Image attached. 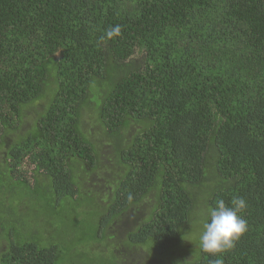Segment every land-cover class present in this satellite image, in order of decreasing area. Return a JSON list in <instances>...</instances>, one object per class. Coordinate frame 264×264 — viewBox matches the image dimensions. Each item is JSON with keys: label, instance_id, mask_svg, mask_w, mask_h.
<instances>
[{"label": "trees", "instance_id": "1", "mask_svg": "<svg viewBox=\"0 0 264 264\" xmlns=\"http://www.w3.org/2000/svg\"><path fill=\"white\" fill-rule=\"evenodd\" d=\"M106 81L101 157L80 112ZM106 158L117 173L89 185ZM0 180L3 201L39 200L41 234L70 240L82 213L95 225L68 251L0 225V264H96L90 242L112 264H264V0H0ZM237 197L247 230L231 249L187 241Z\"/></svg>", "mask_w": 264, "mask_h": 264}, {"label": "rangeland", "instance_id": "2", "mask_svg": "<svg viewBox=\"0 0 264 264\" xmlns=\"http://www.w3.org/2000/svg\"><path fill=\"white\" fill-rule=\"evenodd\" d=\"M111 82L106 81L102 83H97L93 85L92 91H91V98L89 97L88 100V106L84 107L80 112V122H81V129L83 133L87 136L89 140H91L93 143H95V149L100 154L101 157H106L108 155V145H111V142L107 139H104L102 137L101 131H100V125H98L97 121V110L98 106L100 105V97L102 95H105V91H109L111 89ZM103 87V88H102ZM25 120L29 121L31 120L32 113L25 112ZM112 146H114V142H112ZM108 159V162L105 160L103 164L100 166L98 164V168L96 172L93 174V176L90 179H87V183L89 185H104L105 181H108L110 179V173H117V167L113 165V160L110 162V158ZM103 170H106L104 172ZM109 174V175H107ZM6 194L7 190L6 187L4 188L1 180H0V192L2 191ZM3 193V194H4ZM27 198L31 207L28 208L26 212L20 213L22 210H17L16 205H14L18 201H22L23 199ZM83 202V204H82ZM82 206L87 205V199L84 198L81 200ZM5 205V206H4ZM40 206L42 207L41 203L38 199H33V197H30V200L28 197H26L22 191H17L15 193H11L5 201L2 200L0 197V225L3 226L4 232L3 235L10 239V235L14 238H18V235L20 233V240L22 239H28L32 241H38L39 244L43 246H48L50 244H55L59 248L60 246L63 247L64 251H68V249L73 245L76 244V242H82L83 240H90L91 237H93V234H89L90 229L89 226H94L92 224V221L88 222L89 224H86L88 221L87 216L82 213L81 214V222L77 224V229L75 230L72 227H68L67 232L65 234L72 235L73 231H76V234L73 233V237L71 236V239H63L61 237V233L58 232V234L55 233V235L46 236L44 234H41L38 225H33L30 218L34 217L33 211H38L39 214L41 213V210L39 209ZM52 208V207H49ZM64 208V203H62L61 206L57 207V211L59 214L63 217L66 216L64 211L62 212ZM71 208H69L70 212ZM67 212V213H69ZM53 213V212H52ZM87 213V211H86ZM69 219V218H68ZM59 229V228H57ZM35 230V234H31L32 231ZM199 230V229H198ZM198 230H195L187 235V241L194 245L197 249L200 245V233ZM37 231V236H36ZM38 238V239H37ZM58 242H61L62 245L57 244ZM60 245V246H59ZM93 245V242H90L86 248L85 251L90 253L89 256H85L86 260H91L96 262V264H112L113 256L111 253L105 257L103 253L99 250L91 249V246ZM61 249V248H60ZM197 249L195 251H197ZM186 250V249H185ZM185 250L176 249L172 252V256H180L182 255L184 258H187L188 252ZM90 259H89V258ZM173 259L170 258H163L162 264H172ZM175 263L180 264V260L177 259ZM156 264V263H153Z\"/></svg>", "mask_w": 264, "mask_h": 264}, {"label": "clouds", "instance_id": "3", "mask_svg": "<svg viewBox=\"0 0 264 264\" xmlns=\"http://www.w3.org/2000/svg\"><path fill=\"white\" fill-rule=\"evenodd\" d=\"M232 206L219 201L208 212V219L203 223L200 234V248L209 254L223 253L234 246V242L247 230V221L240 213L246 208L243 198H234ZM212 264H223L222 257H217Z\"/></svg>", "mask_w": 264, "mask_h": 264}]
</instances>
